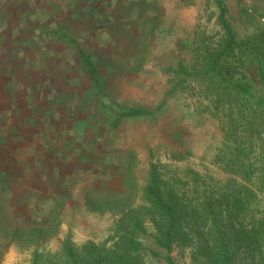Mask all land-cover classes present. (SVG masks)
<instances>
[{"label":"rangeland","instance_id":"obj_1","mask_svg":"<svg viewBox=\"0 0 264 264\" xmlns=\"http://www.w3.org/2000/svg\"><path fill=\"white\" fill-rule=\"evenodd\" d=\"M226 4L240 36L264 30V0ZM216 18L214 0H0V264H59L69 237L111 247L122 211L147 207L151 162L165 164L171 197L196 206L209 182L187 172L214 171L202 156L220 145L218 130L194 127L174 107L161 121L111 130L76 48L48 32L75 37L116 100L156 104L168 87L162 65L188 36L217 32ZM184 145L196 155L171 160ZM150 216L143 242L163 255ZM172 254L179 264L200 261L191 245L176 243ZM141 264L165 263L147 256Z\"/></svg>","mask_w":264,"mask_h":264},{"label":"trees","instance_id":"obj_2","mask_svg":"<svg viewBox=\"0 0 264 264\" xmlns=\"http://www.w3.org/2000/svg\"><path fill=\"white\" fill-rule=\"evenodd\" d=\"M214 1L217 32L198 31L175 49L161 67L168 87L156 104L116 100L108 76L78 40L62 28L48 32L76 48L111 130L132 121H161L174 107L194 127L218 130L220 141L209 145L202 156L214 171L187 172L197 184L209 182L196 206L171 197L165 164L151 162L144 189L147 207L122 211L111 247L99 248L92 242L79 246L69 237L59 264H141L147 256L179 264L172 254L176 243L193 246L199 264H264V30L240 36L228 17L226 0ZM169 155L182 161L196 153L184 145ZM148 213L152 236L166 251L163 255L144 245ZM38 256L36 251L35 260Z\"/></svg>","mask_w":264,"mask_h":264}]
</instances>
